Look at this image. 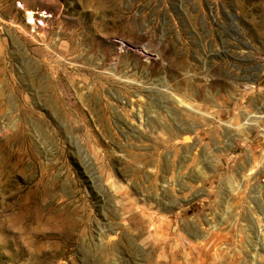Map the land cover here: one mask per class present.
I'll list each match as a JSON object with an SVG mask.
<instances>
[{
  "label": "rangeland",
  "instance_id": "rangeland-1",
  "mask_svg": "<svg viewBox=\"0 0 264 264\" xmlns=\"http://www.w3.org/2000/svg\"><path fill=\"white\" fill-rule=\"evenodd\" d=\"M183 250L264 264V0H0V264Z\"/></svg>",
  "mask_w": 264,
  "mask_h": 264
},
{
  "label": "bare ground",
  "instance_id": "bare-ground-1",
  "mask_svg": "<svg viewBox=\"0 0 264 264\" xmlns=\"http://www.w3.org/2000/svg\"><path fill=\"white\" fill-rule=\"evenodd\" d=\"M152 215V214H151ZM149 216V215H148ZM150 217V216H149ZM153 218V217H152ZM151 220V219H150ZM155 220V219H154ZM156 220H159V219H156ZM152 221V220H151ZM150 221H148V223H149ZM155 222V221H154ZM154 222H151V226H154V228H155V226H157ZM158 222V221H157ZM160 222V221H159ZM168 222H169V220H168ZM158 224H160L159 226H163L164 224L163 223H158ZM163 224V225H162ZM157 228V227H156ZM164 228V227H163ZM158 229V228H157ZM160 229H161V227H160ZM159 229V230H160ZM211 229L212 230H217L218 229V227L217 226H211ZM154 231L156 232V230L154 229ZM168 231V230H167ZM213 232V231H212ZM159 233V232H158ZM161 235V234H160ZM202 235V234H201ZM165 236H166V234H165ZM209 236V235H208ZM177 237V236H176ZM198 237V236H197ZM160 238H162V237H160ZM179 238H180V236H179ZM165 239V238H164ZM186 239V238H185ZM175 240V239H174ZM185 241V240H184ZM161 242V241H160ZM173 243V242H172ZM175 243V242H174ZM177 243V242H176ZM175 243V244H176ZM193 243V242H192ZM160 244V243H159ZM164 243H163V241H162V244L161 245H163ZM166 244H168V242L166 243ZM165 244V245H166ZM169 244H171V243H169ZM200 244V243H199ZM158 245V244H157ZM160 245V246H161ZM188 245V244H187ZM187 245H185V246H187ZM201 245V244H200ZM220 247H221V245H219ZM166 247L167 246H165V248H164V250L162 251V256H164V254L166 253ZM175 247H178V246H175ZM174 247V248H175ZM184 247V246H183ZM205 247V246H204ZM185 248V247H184ZM200 248V247H199ZM163 249V248H162ZM183 249V248H182ZM191 249V248H190ZM189 249V250H190ZM203 249V248H202ZM220 249V248H219ZM156 250H157V248H156ZM161 250V249H160ZM179 250V247L178 248H176L175 250H174V254L175 255H177V251ZM161 252V251H160ZM183 252H184V250H183ZM173 253V252H172ZM199 253V256H200V253L201 252H198ZM184 255H185V261L187 262V264H202V261H203V259L201 258V257H199L198 259H197V261H196V259H195V261H194V258L192 257V253H190L188 250L187 251H185L184 252ZM197 255V254H196ZM198 256V255H197ZM202 257H204V256H202ZM165 258V257H164ZM175 258H177V257H175ZM206 262V261H205ZM241 262V261H240ZM171 264H176V260L175 259H173V260H171ZM234 264V263H233Z\"/></svg>",
  "mask_w": 264,
  "mask_h": 264
}]
</instances>
